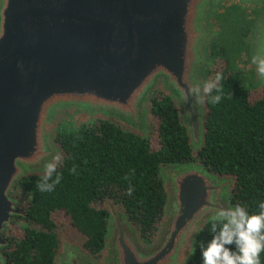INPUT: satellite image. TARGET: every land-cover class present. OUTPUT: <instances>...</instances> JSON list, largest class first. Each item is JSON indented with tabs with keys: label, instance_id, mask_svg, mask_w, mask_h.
I'll use <instances>...</instances> for the list:
<instances>
[{
	"label": "water",
	"instance_id": "water-1",
	"mask_svg": "<svg viewBox=\"0 0 264 264\" xmlns=\"http://www.w3.org/2000/svg\"><path fill=\"white\" fill-rule=\"evenodd\" d=\"M217 1L0 0V248L12 217H24L11 196L17 182L62 156L54 137L63 118L103 119L146 138L150 98L160 90L179 110L191 146L201 145L205 108L191 89L208 80ZM249 44L252 57L264 55V18ZM192 172L170 171L176 212L152 244L107 202L103 259L58 235L56 264H184L197 230L229 206L222 195L232 183L206 181L204 190Z\"/></svg>",
	"mask_w": 264,
	"mask_h": 264
},
{
	"label": "trees",
	"instance_id": "trees-1",
	"mask_svg": "<svg viewBox=\"0 0 264 264\" xmlns=\"http://www.w3.org/2000/svg\"><path fill=\"white\" fill-rule=\"evenodd\" d=\"M208 50L215 61L208 75L213 79L216 73L223 74L224 98L218 105L203 103L201 145L191 146L179 110L160 90L150 98L148 138L103 119L76 127L61 120L54 140L64 159L58 169L63 179L51 193L38 191L43 174L17 182L11 196L19 200L24 217H12L3 231L8 244L0 254L5 264H56L61 228L74 234L70 238L83 252L95 260L102 258L108 226L105 200L122 207L143 243L152 244L167 204L163 165L196 163L232 182L228 205L259 211L264 202V88L252 91L244 85L222 43L214 40ZM212 222L196 238L205 246ZM194 247L188 264H202L200 248Z\"/></svg>",
	"mask_w": 264,
	"mask_h": 264
},
{
	"label": "clouds",
	"instance_id": "clouds-1",
	"mask_svg": "<svg viewBox=\"0 0 264 264\" xmlns=\"http://www.w3.org/2000/svg\"><path fill=\"white\" fill-rule=\"evenodd\" d=\"M255 65L257 78L264 79V55L253 56L250 60ZM222 73H216L213 79L203 84H196L191 89L198 103L218 105L224 98ZM64 159L60 154L52 156L51 161L43 165V175L37 184L41 193L54 192L63 179L58 169ZM76 172L75 166L70 169ZM259 211L251 213L246 206L229 205L226 209H218L210 225L211 239L206 246L202 241H196L201 253L202 264H261V253H264V202L258 205ZM203 229H198V235ZM234 246V247H228ZM194 247L189 253L195 252ZM185 257L184 264H188Z\"/></svg>",
	"mask_w": 264,
	"mask_h": 264
},
{
	"label": "rangeland",
	"instance_id": "rangeland-1",
	"mask_svg": "<svg viewBox=\"0 0 264 264\" xmlns=\"http://www.w3.org/2000/svg\"><path fill=\"white\" fill-rule=\"evenodd\" d=\"M263 18L264 0H218L210 16V26L213 29L214 36L211 38L209 45L214 40L224 45L233 69L240 72L244 85L252 91L264 88L263 82L259 81L257 78L255 66L250 63L252 50L251 45L249 44V40L253 35L256 24ZM209 55L213 66L215 61L210 50ZM207 78L210 79L208 72ZM63 120L69 121L74 127L78 126L80 122L87 123L86 118L81 115H70L63 118L62 121ZM148 136L149 133L146 138H148ZM165 168L166 166H161L160 172L163 181H165L166 192L169 194L167 178L163 173ZM222 180L224 179L221 178V181ZM229 189L222 195V202L224 205L228 204L227 198ZM17 201L19 202V200ZM107 202L111 201L105 200L104 204ZM104 204L103 207L105 206ZM161 230L162 226L160 231ZM58 235L64 238H69L71 241L72 239L70 237L74 236L71 231H66L62 228L61 230L59 229ZM102 259L103 257L97 260L100 261Z\"/></svg>",
	"mask_w": 264,
	"mask_h": 264
},
{
	"label": "flooded vegetation",
	"instance_id": "flooded-vegetation-1",
	"mask_svg": "<svg viewBox=\"0 0 264 264\" xmlns=\"http://www.w3.org/2000/svg\"><path fill=\"white\" fill-rule=\"evenodd\" d=\"M166 168L164 169V175L166 178L169 177L170 171L177 167H182V169H187L190 171H193L191 174L195 175L196 179H200L202 181V188L205 190L207 184L206 181H214L215 184H219L221 182V178L214 176L209 171H207L204 167L196 164V163H190V164H184V165H164ZM169 194H167V204L164 211V220L162 222V230L165 228L166 223L169 221V219L175 215L176 208L174 205L173 200V192L172 190L168 191ZM170 195V196H169ZM169 196V197H168ZM161 230V231H162Z\"/></svg>",
	"mask_w": 264,
	"mask_h": 264
}]
</instances>
